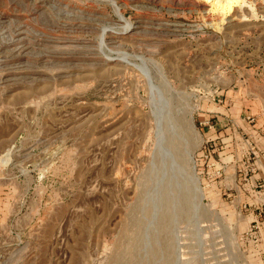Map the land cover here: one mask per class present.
Returning <instances> with one entry per match:
<instances>
[{
	"label": "rangeland",
	"instance_id": "obj_1",
	"mask_svg": "<svg viewBox=\"0 0 264 264\" xmlns=\"http://www.w3.org/2000/svg\"><path fill=\"white\" fill-rule=\"evenodd\" d=\"M263 179L264 0H0V264H259Z\"/></svg>",
	"mask_w": 264,
	"mask_h": 264
},
{
	"label": "crops",
	"instance_id": "obj_2",
	"mask_svg": "<svg viewBox=\"0 0 264 264\" xmlns=\"http://www.w3.org/2000/svg\"><path fill=\"white\" fill-rule=\"evenodd\" d=\"M213 127V125H210V129ZM214 128V127H213ZM212 130H208V132L207 133H209V132H211ZM222 141L223 142H225L224 141V139H222ZM230 145H228V144H226V150L225 151H229V150H231V149H229L228 150V148H230L229 147ZM223 147H225V146H221V148H223ZM261 149V148H260ZM263 150V149H262ZM223 151H224V148L221 150V151H219V150H217V152H215L214 154H213V156H212V159H211V161H213L214 162V164H212L211 166H207L208 168H209V178H211L210 180H213V179H215V178H219V177H222V175L226 172V171H228L229 169H232V170H234V168L235 169H237V167L239 166V163H238V160H236L234 163L231 161L230 162V159H228V155L226 156L225 155V157L224 158H221V154L223 153ZM215 156L216 157H218L219 158V161L218 160H216L215 159ZM230 156H231V154H230ZM232 156H234L235 157V154H232ZM237 156V155H236ZM237 158V157H236ZM205 162V161H204ZM262 162L260 161V163L259 164H261ZM233 166H234V168H233ZM261 166V165H260ZM261 171L260 172H262V167H260L259 168ZM220 172V173H219ZM263 178V177H262ZM264 180V179H263ZM243 185V184H242ZM264 203H262L260 206H262ZM258 211V210H257ZM252 214H254L253 216H254V218H253V220H252V222L253 221H255L256 220V210H254L253 212H252ZM259 234H260V240H259V242H253V244L255 245V247L257 248V251H258V253H257V257H256V261L257 262H259V264H264V222H262V226H261V229H260V232H259ZM263 259H262V258Z\"/></svg>",
	"mask_w": 264,
	"mask_h": 264
},
{
	"label": "built area",
	"instance_id": "obj_3",
	"mask_svg": "<svg viewBox=\"0 0 264 264\" xmlns=\"http://www.w3.org/2000/svg\"><path fill=\"white\" fill-rule=\"evenodd\" d=\"M250 146V151L252 153H256L257 147L252 146L251 144ZM216 147L212 148L209 150V152H207L204 155V159L208 160V164L207 166H211L212 164H214L213 161H211L213 154L216 152ZM244 172V169L241 168V173ZM220 173V172H219ZM247 177V173L244 174V179H246ZM248 181V179H246ZM255 186L258 187L261 191H264V180L263 181H257L255 183ZM254 187V186H253ZM246 206V205H245ZM256 210V220L252 222L251 228L250 230L247 232V234L250 236V238H252L253 240H255L256 242H258L260 240V229L262 226V222H264V204L260 207H258Z\"/></svg>",
	"mask_w": 264,
	"mask_h": 264
},
{
	"label": "bare ground",
	"instance_id": "obj_4",
	"mask_svg": "<svg viewBox=\"0 0 264 264\" xmlns=\"http://www.w3.org/2000/svg\"><path fill=\"white\" fill-rule=\"evenodd\" d=\"M173 112H174V111H173ZM169 118H170V117H169ZM178 120L180 121V118H179ZM181 120H182V118H181ZM179 121H178V123H179ZM181 123H182V122H181ZM173 124H174V123H173ZM182 124H183V123H182ZM169 125H170V124H169ZM172 126H173V125H172ZM170 127H171V126H170ZM185 129H186V128H185ZM171 137H172V136H171ZM174 140H175V139H174ZM175 147H176V144H175ZM179 151H180V150H179ZM172 154H173V153H172ZM182 154H183V153H182ZM177 155H178V153H177ZM184 156H185V155H184ZM184 156H183V157H184ZM175 157H176V156H175ZM180 159H181V158H180ZM182 160H183V159H182ZM184 161H185V160H184ZM182 162H183V161H182ZM186 164H187V163H186ZM180 165H181V164H180ZM180 178H181V177H180ZM178 182H179V180H178ZM194 182H195V181H194ZM182 184H183V183H182ZM172 186H174V185H171V187H172ZM187 188H188V187H187ZM198 189H199V188H198ZM181 190H182V189H181ZM189 190H190V189H189ZM170 192H171L170 194L173 195V194H172V193H173L172 190H170ZM185 192H186V191H185ZM193 193H194V192H193ZM196 193H197V192H196ZM170 194H169V196H170ZM174 194H175V193H174ZM189 194H190V193H189ZM181 198H182V197H181ZM185 200H186V199H185ZM166 202H167V201H166ZM168 202H169V201H168ZM175 202H176V201H175ZM181 202H182V201H181ZM183 202H184V201H183ZM187 202H188V200H187ZM185 204H186V203H185ZM166 206H167V205H166ZM187 206H188V205H187ZM151 209H152V208H151ZM172 209H173V208H172ZM175 209H176V208H175ZM175 209H174V210H175ZM178 210H179V209H178ZM150 214H151V213H150ZM160 214H161V213H160ZM171 214H173V213H171ZM167 215H168V214H167ZM179 217H180V216H179ZM170 218H171V217H170ZM180 219H181V217H180ZM183 219H184V218H183ZM207 222H208V221H207ZM142 224H143V223H142ZM167 224H169V223H167ZM170 232H171V231H170ZM190 232H191V231H190ZM194 233H195V232H194ZM189 234H190V233H189ZM152 244H154V243H152ZM152 248H153V247H152ZM155 252H156V251H155Z\"/></svg>",
	"mask_w": 264,
	"mask_h": 264
},
{
	"label": "trees",
	"instance_id": "obj_5",
	"mask_svg": "<svg viewBox=\"0 0 264 264\" xmlns=\"http://www.w3.org/2000/svg\"><path fill=\"white\" fill-rule=\"evenodd\" d=\"M216 145V144H215ZM217 146V145H216ZM210 149H212V144H210V147H208V148H205L204 150H203V157H204V155L207 153V152H209V150ZM207 162V164H208V160H206L205 159V162L204 163H206ZM206 166V165H205Z\"/></svg>",
	"mask_w": 264,
	"mask_h": 264
}]
</instances>
